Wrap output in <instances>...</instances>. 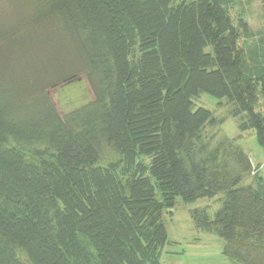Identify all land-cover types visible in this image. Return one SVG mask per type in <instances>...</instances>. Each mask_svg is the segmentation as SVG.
Returning <instances> with one entry per match:
<instances>
[{
    "label": "trees",
    "instance_id": "trees-1",
    "mask_svg": "<svg viewBox=\"0 0 264 264\" xmlns=\"http://www.w3.org/2000/svg\"><path fill=\"white\" fill-rule=\"evenodd\" d=\"M5 1L0 264H159L176 198L220 194L212 219L191 211L195 228L230 262L264 264V182L235 139L206 136L224 120L193 102L225 100L264 149L253 0ZM80 76L91 101L59 114L49 90Z\"/></svg>",
    "mask_w": 264,
    "mask_h": 264
},
{
    "label": "rangeland",
    "instance_id": "rangeland-1",
    "mask_svg": "<svg viewBox=\"0 0 264 264\" xmlns=\"http://www.w3.org/2000/svg\"><path fill=\"white\" fill-rule=\"evenodd\" d=\"M181 0H173L176 4ZM9 8L5 0H0V11ZM246 17L249 29L256 32L264 24L263 10L260 0H253L246 8ZM51 101L59 114L82 106L92 99L91 91L84 77L80 76L69 84L61 85L49 90ZM195 108L202 107L212 112L217 119L224 122L214 128H206L205 134L217 141L221 138L235 139L238 146L248 155L254 169L264 182V149L257 141L253 131L240 132L237 121L229 117L225 100H218L206 94H200L193 100ZM103 164L115 160L116 156L107 148L103 149ZM248 178L245 183H249ZM222 195L211 199H198L195 202L185 203L176 198L175 205L163 214V223L166 229L169 244L159 256V264H234L222 254L223 240L211 233L196 229L191 218V211L205 209L212 219L221 207Z\"/></svg>",
    "mask_w": 264,
    "mask_h": 264
}]
</instances>
